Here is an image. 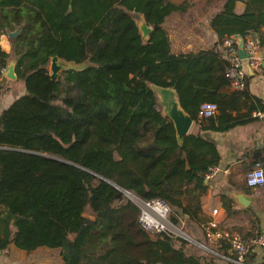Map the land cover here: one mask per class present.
<instances>
[{"label": "trees", "instance_id": "obj_1", "mask_svg": "<svg viewBox=\"0 0 264 264\" xmlns=\"http://www.w3.org/2000/svg\"><path fill=\"white\" fill-rule=\"evenodd\" d=\"M258 3L249 0L238 14L235 0H227L211 20L217 44L257 33L264 46ZM192 5L0 0V34L21 26L10 39L11 51L0 48V77L15 60L25 90L0 113V249L14 243L28 252L58 250L60 264H211L185 253V239L167 232L151 236L138 223V206L122 191L166 201L174 225L185 216L201 222L206 174L220 159L217 145L193 132L179 141L154 87L172 88L181 108L206 130L225 131L250 120L253 111L264 114L248 77L243 89L222 90L230 85L227 55L215 48L173 53L163 23ZM132 11L143 13L152 27L146 43ZM54 55L94 65L55 80L48 69ZM206 102L217 105L214 115H199ZM252 157V167L264 165V147ZM86 210L93 219L83 217Z\"/></svg>", "mask_w": 264, "mask_h": 264}, {"label": "crops", "instance_id": "obj_2", "mask_svg": "<svg viewBox=\"0 0 264 264\" xmlns=\"http://www.w3.org/2000/svg\"><path fill=\"white\" fill-rule=\"evenodd\" d=\"M171 1L180 3L183 0ZM191 1L193 5L187 11L173 12L163 23V27L168 32L173 53H189L215 48L220 51L221 55L226 56L223 41L217 44L218 38L211 26V20L224 8L227 0H202L201 4H197V0ZM248 1L235 0L234 11L238 14L243 12ZM263 8L264 0H259L257 11ZM260 29L264 33V26ZM256 35L257 37L253 34L247 35L243 41L246 42L247 39L253 37L261 51L264 46L258 42L259 34L256 33ZM248 61V59H240V67L248 77V90L252 96L264 101V67L260 65L259 69L253 70L254 74L251 75L247 68ZM232 89L234 88L228 85L222 90L230 92ZM155 92L162 105L156 90ZM0 108L2 112L7 108V103H3ZM244 111L246 108L243 107L240 112ZM236 113V111L232 112L233 115ZM257 113L253 111L250 120L225 131L202 129L193 120L188 132L210 136L215 141L220 154L219 163L216 166L217 171L207 178L208 188L203 196L202 211L199 214L201 222L189 220L185 216L179 223L186 227L188 233L186 235L191 239V241L185 239L187 243L183 246L184 252L205 257L210 260L211 264L239 263L231 259L227 260V256L232 257L224 241L211 243L207 240L204 224L209 220L214 219L224 231H235L245 238L264 231V186H249L245 183V173L252 167V154L264 147V114L257 115ZM235 192L245 193L251 197L246 206H240L237 203L233 197ZM214 209H217L216 214L212 212ZM174 244L177 248L181 246L179 240ZM8 247L13 252L11 243ZM249 254L244 264H264L263 247L256 246ZM2 255L6 260L7 252H3ZM4 259H2V264H5Z\"/></svg>", "mask_w": 264, "mask_h": 264}, {"label": "built area", "instance_id": "obj_3", "mask_svg": "<svg viewBox=\"0 0 264 264\" xmlns=\"http://www.w3.org/2000/svg\"><path fill=\"white\" fill-rule=\"evenodd\" d=\"M222 44L225 47V53L229 59V66L225 71V76L229 79L231 87L239 90L243 89L245 87V73L240 67L237 40L234 36H230L224 38ZM244 49L249 53V66L252 70H258L261 65V60L264 59V49L259 51L258 44L253 37H250L244 42ZM4 70L5 68L1 69L2 75ZM216 112L217 105L206 102L200 106L199 115L208 117L214 115ZM257 115H260V113L258 112ZM216 171L217 167H212L206 174V178L210 177ZM245 183L249 186H264V165L257 163L247 170L245 173ZM122 191L138 206V223L151 236L161 232H172L171 230H173L175 225L169 219L172 210L166 201L160 198L142 200L126 190ZM212 212L216 214L217 209H214ZM204 230L207 240L211 243H221L224 241L228 245L229 254L232 257L227 256V260L231 259L233 262L239 264H244V258L254 247H264V231L245 238L238 232L224 231L214 219L204 224ZM3 252L0 249V256Z\"/></svg>", "mask_w": 264, "mask_h": 264}, {"label": "water", "instance_id": "obj_4", "mask_svg": "<svg viewBox=\"0 0 264 264\" xmlns=\"http://www.w3.org/2000/svg\"><path fill=\"white\" fill-rule=\"evenodd\" d=\"M242 2H246V0H241ZM131 17L133 18L135 25L138 29V32L140 33L141 40L143 43L148 42L149 35L152 30L151 25L147 22L145 15L143 13H139L136 11L129 12ZM21 26H17L14 30H7L6 35L10 39H14L18 36L20 33ZM255 37H257L256 33H253ZM238 41V55L240 59H248L249 53H247L244 49V41L243 38L240 35L234 36ZM94 63L91 62L89 59L76 62L74 60H66L65 58L59 57L57 55H54L50 58L48 69H49V75L51 78L57 80L62 72L67 70H74V71H80L83 69H86L87 67L93 66ZM261 65L264 67V59L261 60ZM249 74L253 75V70L247 65ZM4 77H9L11 79H17V75L15 73V60H10L4 70L3 73ZM157 89V94L160 97V100L164 106V115L167 116L173 123L176 136L179 141L182 140L183 136L188 134L190 127L193 123V119L190 115H188L180 106L175 91L172 88H161ZM205 182H208V179L205 178ZM233 197L237 201V203L240 206H246L249 202V196L245 195V193H239L235 192L233 194ZM92 219L93 216H90ZM12 250L15 253H18L21 256L28 255V251L19 249L14 245V243H11ZM11 247V246H10ZM10 247H6L4 249V252L11 251ZM10 249V250H9ZM6 260L4 259V256H0V264H2V259H4L5 264H11L12 261L7 257Z\"/></svg>", "mask_w": 264, "mask_h": 264}, {"label": "rangeland", "instance_id": "obj_5", "mask_svg": "<svg viewBox=\"0 0 264 264\" xmlns=\"http://www.w3.org/2000/svg\"><path fill=\"white\" fill-rule=\"evenodd\" d=\"M202 0H197V4H201ZM195 3V4H196ZM11 40L7 37L6 33L0 34V48L5 50L6 52L11 51ZM0 77V106L7 103V106H9L15 99L20 97L24 93V84L22 81L18 79H11L9 77ZM160 89L159 87H154V89L157 91V89ZM159 107L161 109V112L164 113V106L159 103ZM2 108V107H1ZM0 108V109H1ZM1 112V111H0ZM90 216V212L86 210L83 214V217L86 219H92ZM171 219V218H169ZM171 221V220H170ZM172 235H174L177 238L186 239L188 241H191V239L188 237V234L186 232V227L182 224L175 225L173 230H171ZM8 258L12 261L11 264H60L61 259L60 255L58 253V250H46L43 248L36 249L33 252H28V255L21 256L18 253L9 251L7 254Z\"/></svg>", "mask_w": 264, "mask_h": 264}, {"label": "flooded vegetation", "instance_id": "obj_6", "mask_svg": "<svg viewBox=\"0 0 264 264\" xmlns=\"http://www.w3.org/2000/svg\"><path fill=\"white\" fill-rule=\"evenodd\" d=\"M10 47H11V45H10ZM10 60H12V59H10ZM10 60H9V61H10ZM9 61H8V62H9Z\"/></svg>", "mask_w": 264, "mask_h": 264}]
</instances>
